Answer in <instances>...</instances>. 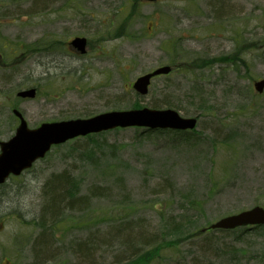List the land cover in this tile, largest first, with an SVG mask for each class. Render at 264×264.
I'll return each mask as SVG.
<instances>
[{
	"label": "rangeland",
	"instance_id": "obj_1",
	"mask_svg": "<svg viewBox=\"0 0 264 264\" xmlns=\"http://www.w3.org/2000/svg\"><path fill=\"white\" fill-rule=\"evenodd\" d=\"M75 37L87 38L86 55L69 46ZM0 57L1 141L15 134L14 109L32 128L135 107L199 118L188 133L70 140L11 178L0 188V264H264V226L202 232L264 207V93L254 90L264 0H0ZM178 63L188 70L156 78L147 96L132 88ZM29 88L34 99L17 97ZM60 178L76 208L63 196L51 213Z\"/></svg>",
	"mask_w": 264,
	"mask_h": 264
},
{
	"label": "water",
	"instance_id": "obj_2",
	"mask_svg": "<svg viewBox=\"0 0 264 264\" xmlns=\"http://www.w3.org/2000/svg\"><path fill=\"white\" fill-rule=\"evenodd\" d=\"M155 1V0H150ZM83 53L85 39H75L72 43ZM169 68H163L153 74L140 78L134 85L135 89L145 95L148 92L150 78L158 73H167ZM259 93L264 91V80L255 83ZM22 98H34L36 90H26L18 94ZM15 115L21 118V124L16 135L8 142H0V184L4 183L10 174L20 175L39 158H43L53 144L64 143L78 136L98 133L117 127H151L193 129L195 119H183L173 110H131L111 112L87 120H72L60 123L44 124L36 130H29L27 123L18 111ZM264 224V209L256 207L240 214L223 218L212 225L213 229H235L240 226Z\"/></svg>",
	"mask_w": 264,
	"mask_h": 264
},
{
	"label": "trees",
	"instance_id": "obj_3",
	"mask_svg": "<svg viewBox=\"0 0 264 264\" xmlns=\"http://www.w3.org/2000/svg\"><path fill=\"white\" fill-rule=\"evenodd\" d=\"M60 180H62V183L60 185L57 183V186L52 189V196H51V199H50V206L48 208V212H51V213L59 214V211L62 210L61 206H62L63 203H62V200L60 199V197H63V196H69L70 199H71V202L69 203V205H67L68 209L74 210L76 208L75 203H74V198H72L70 196V195H73L75 192L74 191H72V192L68 191L67 188H65L66 186L63 189L61 188L62 184L63 185H65V184L70 185L69 178H67V179L60 178L59 181ZM59 181H57V182H59ZM61 191H63V192H61ZM62 193H63V195H62ZM193 235H194V233L188 234L187 237H190V236H193ZM175 236H179V235L177 234ZM178 241H179V238L174 240L170 246L175 245ZM131 243H133V241L129 240V247L130 248L132 247ZM80 250L82 251V253L84 254V256L86 258H90V256H92V251H91L89 246L83 247V250L82 249H80ZM136 250H138V249H136ZM153 251L160 252L161 251V247L159 246V247L155 248V250H153ZM142 252H144V251H142V250L134 251L133 252V254H134L133 256H136L138 254H142Z\"/></svg>",
	"mask_w": 264,
	"mask_h": 264
},
{
	"label": "flooded vegetation",
	"instance_id": "obj_4",
	"mask_svg": "<svg viewBox=\"0 0 264 264\" xmlns=\"http://www.w3.org/2000/svg\"><path fill=\"white\" fill-rule=\"evenodd\" d=\"M1 58V57H0Z\"/></svg>",
	"mask_w": 264,
	"mask_h": 264
}]
</instances>
